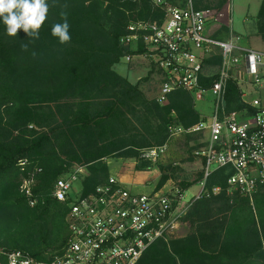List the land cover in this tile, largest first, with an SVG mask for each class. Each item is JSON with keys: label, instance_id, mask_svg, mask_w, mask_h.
Wrapping results in <instances>:
<instances>
[{"label": "trees", "instance_id": "obj_1", "mask_svg": "<svg viewBox=\"0 0 264 264\" xmlns=\"http://www.w3.org/2000/svg\"><path fill=\"white\" fill-rule=\"evenodd\" d=\"M201 2L196 0L197 9L208 7ZM48 3L38 40L30 41L22 29L9 37L0 22V248L25 251L40 260L60 255L67 242L69 206L52 195L62 175L75 165L85 166L81 187L88 194L109 180L107 158L135 157L141 148L165 143L175 117L185 128L203 119L191 93L173 91L161 104L113 70L123 56L135 53L120 42L128 24L162 17L151 0ZM62 10L70 25L67 44L51 35L53 24L63 22ZM258 32L264 37V0ZM213 61L219 63L218 58ZM215 78L204 79L205 87ZM225 105L227 111L256 113L235 80L227 82ZM32 172L35 183L29 197L20 187ZM229 175L225 168L214 171L207 186H220L221 191L197 199L180 218L189 222L188 234L157 240L137 264H264V184L251 202L228 193ZM202 177L201 170L198 179ZM168 179L162 175L158 187ZM191 184L181 185L187 189ZM0 264H7L2 255Z\"/></svg>", "mask_w": 264, "mask_h": 264}, {"label": "built area", "instance_id": "obj_2", "mask_svg": "<svg viewBox=\"0 0 264 264\" xmlns=\"http://www.w3.org/2000/svg\"><path fill=\"white\" fill-rule=\"evenodd\" d=\"M151 1L162 11V17L128 24L120 42L135 53H128L123 59L140 58L154 63L162 77L157 97L162 104L176 90L191 93L195 100L205 96L212 99L211 114L198 123L187 128L169 126L170 137L206 133L205 146L199 152L203 160L199 191L191 199L188 189L133 192L123 180L111 175L106 183L84 194L81 180L87 170L75 165L56 181L52 194L69 206L68 238L62 253L40 260L25 251L0 248L7 264H137L151 244L173 233L194 201L221 191L220 186H207L217 169L230 172L228 193L237 192L251 202L264 184V52L244 47L233 38H215L209 32V24L222 13L211 8L197 9L196 0H185L184 5ZM216 58L219 63L216 74H212ZM211 76L216 77L214 82L205 87L203 80ZM229 80L237 81L243 100L256 113L249 115L247 109L227 111ZM244 84L260 92V96L248 98L250 92ZM158 153L152 148L146 156ZM20 164L24 169L27 160ZM34 183L32 172L23 179L21 191L32 197ZM30 204L34 206L36 200L31 198Z\"/></svg>", "mask_w": 264, "mask_h": 264}, {"label": "rangeland", "instance_id": "obj_3", "mask_svg": "<svg viewBox=\"0 0 264 264\" xmlns=\"http://www.w3.org/2000/svg\"><path fill=\"white\" fill-rule=\"evenodd\" d=\"M262 1L202 0L201 5L208 6L204 8H211L216 13H222L217 20L213 19L209 24V32L214 37L215 35H220L223 40L233 38L244 47L264 52V37L258 32V14ZM217 65V63L215 66L212 65V74H216ZM113 70L131 84L138 83L148 100H157L162 77L152 61L140 58L127 61L122 57L113 66ZM244 85L246 86L245 89L250 92L248 98L260 96V92H256L250 85ZM194 107L201 117L204 118L210 115L213 110L212 99L208 96H205L202 100L194 99ZM173 116L175 117V115ZM172 121L175 122L170 125L180 126L176 122V117ZM133 123L138 124L136 121ZM205 140L206 133L202 132L182 133L172 137L169 135L165 143L141 148L135 157L107 158L109 174L123 180L131 187L130 189L133 192L144 193L153 189L162 192H177L188 189L187 195L191 199L192 194L197 193L200 189L199 182L201 178L198 179V177L202 170L203 160L199 152L204 148ZM152 148L158 150V155L146 156V152ZM164 174L168 175L169 179L161 187H158ZM183 182H191L192 184L187 189H184L181 185ZM189 231V222L185 220L179 221L169 238L185 236Z\"/></svg>", "mask_w": 264, "mask_h": 264}, {"label": "clouds", "instance_id": "obj_4", "mask_svg": "<svg viewBox=\"0 0 264 264\" xmlns=\"http://www.w3.org/2000/svg\"><path fill=\"white\" fill-rule=\"evenodd\" d=\"M48 12V0H0V22L5 26L9 37H16L18 30L22 29L30 37V41L38 40ZM60 16L63 22L53 24L51 35L60 44H67L71 41L67 12L62 10ZM21 49L27 51L28 45H21Z\"/></svg>", "mask_w": 264, "mask_h": 264}]
</instances>
